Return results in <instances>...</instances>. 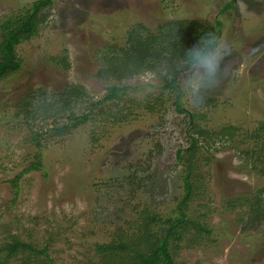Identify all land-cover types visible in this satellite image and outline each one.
Returning a JSON list of instances; mask_svg holds the SVG:
<instances>
[{
    "label": "rangeland",
    "instance_id": "obj_1",
    "mask_svg": "<svg viewBox=\"0 0 264 264\" xmlns=\"http://www.w3.org/2000/svg\"><path fill=\"white\" fill-rule=\"evenodd\" d=\"M32 1L0 0V16L16 14ZM48 11L37 34L15 47L19 70L0 79V247L14 239L36 248L46 246L53 264L96 263L105 253H97L95 244H109L120 230L122 235L136 231L125 221L133 218L136 206L165 209L176 203L185 166L174 153L189 130L182 122L188 123L186 113L174 110L179 91L161 88L152 70H114L117 65L109 59L121 54L126 32L133 27L157 34L161 24L178 19L186 25L194 20V28L215 32L220 20L219 36L233 48L226 62L234 73L199 108H192L182 89L188 75L183 70L177 76L179 100L186 112L196 114L195 123L206 134L233 127L237 149L249 150L252 156L240 158L228 143L214 144L211 152L200 148L194 178L204 186L193 207L206 212L208 203L212 208L207 221L217 240L182 245L175 263L264 264V221L244 224L249 207L232 212L224 211L222 204L226 197L264 187V175L254 172L264 169V0H52ZM64 54L68 66L60 68L55 61ZM109 82L129 86L118 104L127 122L101 121L116 107L111 101L94 104L89 128L78 127L45 143V171L23 174L16 201L10 204L12 189L5 180L31 162L36 152L27 143L29 123L13 116L14 104L26 92L36 94L39 87L50 93L80 84L85 95L76 110L86 112ZM145 104L155 110L134 114ZM34 124L44 130L52 118H39ZM246 161L248 168L243 170L240 165ZM42 258L18 250L4 264H37Z\"/></svg>",
    "mask_w": 264,
    "mask_h": 264
},
{
    "label": "trees",
    "instance_id": "obj_2",
    "mask_svg": "<svg viewBox=\"0 0 264 264\" xmlns=\"http://www.w3.org/2000/svg\"><path fill=\"white\" fill-rule=\"evenodd\" d=\"M51 4L52 0H33L28 7L16 14L11 12L0 16V79L19 70L21 60L16 57L15 47L37 34L39 27L46 21ZM230 6L231 4L228 3L224 9L226 10ZM186 23L184 20H170L165 22L163 26H161L162 24L159 26L157 34L149 35L146 32H143V35L141 28H139L140 30L136 27L129 29L126 32V44L119 51L121 54L109 59L111 64L117 65L114 70L119 69L121 72L127 70L130 74L152 70L162 82L161 88L176 90L180 93L177 76L185 70L181 64L184 47L190 46L201 35L211 31V29L207 30L208 27L194 28L196 27L194 20L190 24L186 25ZM220 25V20H216L215 29L218 30L215 32L218 35ZM55 62L60 68L68 66L65 54ZM128 87L127 85L119 86L110 82L106 83L103 96L97 102L94 101L86 112L76 110L77 103L81 101V96L85 95L80 84L67 85L60 92L53 89V92L49 93L43 87L37 88L36 94L33 92L34 90L26 92L14 104L13 116L18 117L20 115L29 123L27 143L34 146L36 152L31 162L25 167L19 168L10 178L4 179L12 189V198L9 203L13 204L16 201L20 188V178L23 174L41 169L45 171L42 162V151L45 148V143L49 140L56 141L78 127H90V121L94 120L92 109L94 104L113 102L116 107L115 112L105 113V117L102 116L100 120L104 122L109 120L112 124L125 122L127 117L118 108V104L121 95ZM78 93L82 94L79 95ZM179 93L176 94V99L173 101L174 110L178 114L186 113L184 118L187 117L188 123L185 120L182 122L186 124L185 129L189 128L188 132L184 134V142L176 148L174 153L176 160L185 166L180 172L182 194L171 208L159 209V207L154 206H136L133 209L135 211L133 218H126L125 220L126 226L136 228V231L122 235L120 230L109 244H95L96 252L105 254L98 262L95 263L94 260H90L89 264H176L175 255L182 245L195 246L204 241L215 242L217 240V235L207 221V215L212 211V208L208 203L204 205L206 212H200L193 207L194 200L199 198L198 196L201 195V189L204 186L199 179L194 178L196 176L194 172L201 160L199 150L204 148L206 152H211L214 144L228 143V146L235 149L236 155H239L240 158L251 157L252 152L237 149L234 128L229 125L221 127L213 134H206L207 132H204L195 123L196 114L186 112V109L182 107ZM139 110L140 112H153L155 106L141 105L134 114H137ZM39 118H52L51 126L44 130L36 127L34 122ZM132 118L134 117H131L128 122L133 120ZM259 157L260 155L256 158ZM240 167L243 170L247 169V161ZM254 172L264 175L263 168L254 169ZM128 178L131 179L134 176ZM142 180H147V178ZM222 204L224 211L232 212L245 205L249 207L248 217L243 220L244 224L255 220L264 221V187L258 188L250 194L232 198L226 197ZM18 250H27L44 255V258L37 264H53V260L46 252V246L36 248L31 244L14 239L11 242L3 243L0 247V252L5 251L4 255L0 256V264L6 263L7 259L17 253ZM120 253L123 254L120 255Z\"/></svg>",
    "mask_w": 264,
    "mask_h": 264
},
{
    "label": "clouds",
    "instance_id": "obj_3",
    "mask_svg": "<svg viewBox=\"0 0 264 264\" xmlns=\"http://www.w3.org/2000/svg\"><path fill=\"white\" fill-rule=\"evenodd\" d=\"M233 48L216 32L201 35L193 44L184 47L181 64L188 75L182 89L192 108H199L210 92L234 73L233 66L226 62Z\"/></svg>",
    "mask_w": 264,
    "mask_h": 264
}]
</instances>
